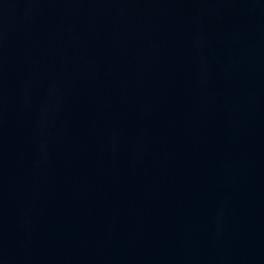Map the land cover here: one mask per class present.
<instances>
[{"label": "water", "instance_id": "1", "mask_svg": "<svg viewBox=\"0 0 264 264\" xmlns=\"http://www.w3.org/2000/svg\"><path fill=\"white\" fill-rule=\"evenodd\" d=\"M0 264H264V0H0Z\"/></svg>", "mask_w": 264, "mask_h": 264}]
</instances>
